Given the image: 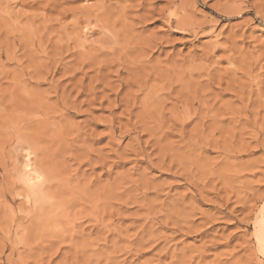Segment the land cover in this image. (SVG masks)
<instances>
[{"label":"rangeland","instance_id":"rangeland-1","mask_svg":"<svg viewBox=\"0 0 264 264\" xmlns=\"http://www.w3.org/2000/svg\"><path fill=\"white\" fill-rule=\"evenodd\" d=\"M263 237L264 0H0V264H264Z\"/></svg>","mask_w":264,"mask_h":264},{"label":"bare ground","instance_id":"bare-ground-1","mask_svg":"<svg viewBox=\"0 0 264 264\" xmlns=\"http://www.w3.org/2000/svg\"><path fill=\"white\" fill-rule=\"evenodd\" d=\"M23 171H24L23 182L25 183L27 189L30 192H33L34 193L33 195L37 194L39 192L38 190L40 186L39 183H42L41 181H43L42 180L43 177H42L41 172L39 170H36L35 167L31 165V159H30L29 153H26L24 155ZM261 242L263 243V247H264V237L261 239ZM259 243H260V239H259ZM263 247L261 248V252H262V255L264 256Z\"/></svg>","mask_w":264,"mask_h":264}]
</instances>
